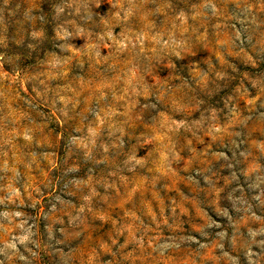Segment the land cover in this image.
<instances>
[{"label":"rangeland","instance_id":"374dc122","mask_svg":"<svg viewBox=\"0 0 264 264\" xmlns=\"http://www.w3.org/2000/svg\"><path fill=\"white\" fill-rule=\"evenodd\" d=\"M262 230L264 0H0V264H264Z\"/></svg>","mask_w":264,"mask_h":264},{"label":"clouds","instance_id":"9594fccd","mask_svg":"<svg viewBox=\"0 0 264 264\" xmlns=\"http://www.w3.org/2000/svg\"><path fill=\"white\" fill-rule=\"evenodd\" d=\"M4 215H7V214L5 213ZM17 215H19V214H17ZM262 232H264V230H262ZM256 234L257 233H253V236H255ZM18 239L21 243H24L25 241H27L29 239V235L20 236ZM260 243L264 244V241H261ZM9 247L15 248V244L9 245Z\"/></svg>","mask_w":264,"mask_h":264}]
</instances>
